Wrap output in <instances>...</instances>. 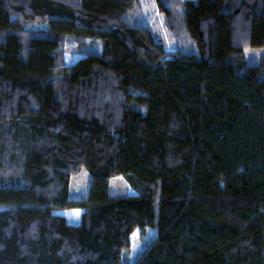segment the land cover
<instances>
[{
    "label": "trees",
    "instance_id": "obj_1",
    "mask_svg": "<svg viewBox=\"0 0 264 264\" xmlns=\"http://www.w3.org/2000/svg\"><path fill=\"white\" fill-rule=\"evenodd\" d=\"M138 4L0 0V264H128L147 227L132 264H264V0H159L189 53Z\"/></svg>",
    "mask_w": 264,
    "mask_h": 264
},
{
    "label": "rangeland",
    "instance_id": "obj_2",
    "mask_svg": "<svg viewBox=\"0 0 264 264\" xmlns=\"http://www.w3.org/2000/svg\"><path fill=\"white\" fill-rule=\"evenodd\" d=\"M135 11L129 13L127 18L135 25L150 28L155 38L162 41L167 49H180L184 53L197 52V47L187 35L181 24V17L183 14L182 6L174 7L173 15L168 16L166 11L160 9L159 0H139V4ZM75 44V42L66 43L67 52L65 57L68 63L80 57L79 52L75 51ZM261 50L262 48H250L248 52H255L258 54ZM89 183L90 173L86 168H83L78 174H75L71 178V197H86L89 190ZM109 192L111 195H119L135 193V190L123 176H115L110 180ZM61 212L67 216L70 222L77 223L80 221V209ZM155 233L156 230L152 227H147L144 230L137 228L132 233L131 246L124 252V258L125 256L129 258L127 261L128 264H132L134 259L140 255L143 248L153 239Z\"/></svg>",
    "mask_w": 264,
    "mask_h": 264
}]
</instances>
